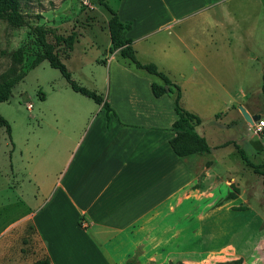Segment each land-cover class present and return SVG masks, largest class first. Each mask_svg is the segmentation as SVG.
<instances>
[{
	"label": "rangeland",
	"instance_id": "obj_1",
	"mask_svg": "<svg viewBox=\"0 0 264 264\" xmlns=\"http://www.w3.org/2000/svg\"><path fill=\"white\" fill-rule=\"evenodd\" d=\"M105 1L129 18L130 35L148 34L145 40L152 43L159 42L155 37H181V43L175 39L171 44L179 47L184 72L172 76L183 91L188 107L183 106L200 117L197 132L209 146L207 161L214 160L213 176L202 185L198 177L196 196L166 216L163 227L150 234L143 247L125 254L123 264H223L237 258L241 264H264V176L244 165L234 147L238 145L253 164L264 161V129L255 132L241 113L244 109L250 117L264 119V6L259 0ZM19 2L22 25L11 27L0 20V75L12 64L10 54L17 48L23 51L18 69L25 71L0 102V115L10 128L9 134L0 128V264H27L46 257L42 246L33 244L30 223L22 219L35 195L28 171L37 174L55 164L52 140L70 130L55 122V114L61 116L63 109L86 112L96 104L71 90L46 60L29 68L38 49L31 28L41 26L49 42L57 34L74 31L68 56L63 57L62 44L56 52L71 79L103 100H123L134 92L144 97L147 77L118 54L107 63L101 61L108 54V13L93 0ZM163 2L179 20L156 29L164 18L157 9ZM201 157L195 156L190 165L199 167ZM229 192L235 198L225 199Z\"/></svg>",
	"mask_w": 264,
	"mask_h": 264
},
{
	"label": "crops",
	"instance_id": "obj_2",
	"mask_svg": "<svg viewBox=\"0 0 264 264\" xmlns=\"http://www.w3.org/2000/svg\"><path fill=\"white\" fill-rule=\"evenodd\" d=\"M259 1L264 6V0ZM157 9L164 18L156 29L179 20L165 2ZM131 31L132 23L124 35L131 39L135 57L141 63H154L178 85L180 106L196 114L184 107L180 83L172 76L184 72L179 47L171 44L175 39L181 43V37H155L159 42L152 43L145 40L148 34L134 36ZM109 46L110 41L103 63L118 54L116 49L109 51ZM145 73L144 97L134 92L123 100L106 99L107 111L95 104L86 112L71 114V109H63L61 116L54 115L55 122L70 130L52 140L55 164L37 174L28 171L35 195L22 218L30 223L33 244L42 246L50 264H123L125 254L143 247L149 235L163 227L166 216L179 211L183 200L196 196L199 176L201 185L203 179L213 176L214 160L206 158L210 152L185 157L173 153L169 139L176 118L174 91L153 96L150 82L163 83ZM195 156H203L199 167L190 165Z\"/></svg>",
	"mask_w": 264,
	"mask_h": 264
},
{
	"label": "trees",
	"instance_id": "obj_3",
	"mask_svg": "<svg viewBox=\"0 0 264 264\" xmlns=\"http://www.w3.org/2000/svg\"><path fill=\"white\" fill-rule=\"evenodd\" d=\"M98 5L105 8L108 13L106 20V28L110 41L109 51L116 49L118 54L125 59H128L135 68L143 69L149 74L157 76L163 84L150 82L149 88L153 96L158 97L164 93H172L173 96V110L176 114L175 120L171 123L170 129L174 135L169 139V145L173 153L179 157H185L191 154H206L209 153V146L205 138L195 131V126L200 123L198 115L191 113L179 104L180 88L178 85L171 83L168 77L156 68L152 62L141 63L135 57L134 50L131 46V39L127 38L124 34L131 27L130 21H121L116 12L110 8L105 0H93ZM0 20L6 22L11 27H18L22 25L24 16L20 11L19 0H0ZM31 33L34 35L38 49L34 53V57L29 63V68H33L40 61L46 60L48 65L56 68L61 76L66 80L71 90L78 92L94 101L107 111L108 104L103 98L94 92L81 85H78L71 79L69 72L65 65L61 62L59 55L56 52V46L62 44L64 47L63 57H67L72 45L76 40V34L71 31L66 36L55 35L54 42H49L46 39V31L41 26H34L31 28ZM22 48L13 50L10 54L12 64L10 67L0 75V102L5 101L10 94V89L17 82L21 81L25 76V71L18 69L22 61ZM260 91L264 97V72L261 75ZM41 99L43 97L41 96ZM4 127L5 131L9 134L10 128L8 122L0 115V128ZM239 158L244 165L252 168L254 173L264 176V161L261 164L251 163L245 156L243 150L234 144ZM264 185V178L262 180ZM235 195L231 192L226 194L225 199H233ZM241 258L228 261L223 264H241ZM27 264H50L48 257L36 259ZM125 264H131L126 262Z\"/></svg>",
	"mask_w": 264,
	"mask_h": 264
},
{
	"label": "built area",
	"instance_id": "obj_4",
	"mask_svg": "<svg viewBox=\"0 0 264 264\" xmlns=\"http://www.w3.org/2000/svg\"><path fill=\"white\" fill-rule=\"evenodd\" d=\"M27 107L29 108L30 105H27ZM249 125L254 129L255 132H261L264 129V119L256 117Z\"/></svg>",
	"mask_w": 264,
	"mask_h": 264
},
{
	"label": "water",
	"instance_id": "obj_5",
	"mask_svg": "<svg viewBox=\"0 0 264 264\" xmlns=\"http://www.w3.org/2000/svg\"><path fill=\"white\" fill-rule=\"evenodd\" d=\"M241 113H242V117H243V119H245V121H248L249 123H251L252 120L254 119V118L250 117V116L248 115V113H246V111L243 110V109H241Z\"/></svg>",
	"mask_w": 264,
	"mask_h": 264
}]
</instances>
